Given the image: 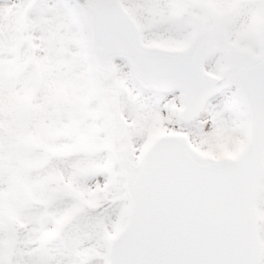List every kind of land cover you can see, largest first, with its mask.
<instances>
[{
    "label": "snow or ice",
    "instance_id": "6c2138e0",
    "mask_svg": "<svg viewBox=\"0 0 264 264\" xmlns=\"http://www.w3.org/2000/svg\"><path fill=\"white\" fill-rule=\"evenodd\" d=\"M0 264H264V0H0Z\"/></svg>",
    "mask_w": 264,
    "mask_h": 264
}]
</instances>
